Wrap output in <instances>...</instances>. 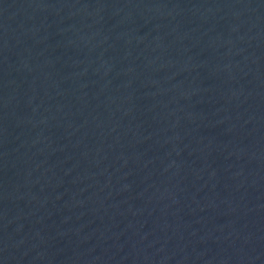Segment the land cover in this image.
<instances>
[{"label": "water", "instance_id": "water-1", "mask_svg": "<svg viewBox=\"0 0 264 264\" xmlns=\"http://www.w3.org/2000/svg\"><path fill=\"white\" fill-rule=\"evenodd\" d=\"M0 264H264V0H0Z\"/></svg>", "mask_w": 264, "mask_h": 264}]
</instances>
